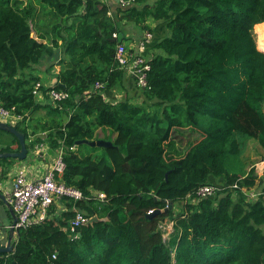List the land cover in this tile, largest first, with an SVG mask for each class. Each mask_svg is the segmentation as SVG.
Wrapping results in <instances>:
<instances>
[{
  "label": "trees",
  "instance_id": "1",
  "mask_svg": "<svg viewBox=\"0 0 264 264\" xmlns=\"http://www.w3.org/2000/svg\"><path fill=\"white\" fill-rule=\"evenodd\" d=\"M41 9L62 23L35 38ZM148 21L166 35L148 46L144 89L127 77L116 52L129 40L128 24L153 33ZM263 25L264 0H0L1 104L19 117L14 127L26 142L29 130L49 131L43 141L63 152L59 180L85 196L62 197L42 224L15 231L14 249L0 253V264H264V172L238 163L247 141L264 150V52L255 36ZM56 65L57 81L47 86L39 75ZM53 90L69 97L56 102ZM130 90L143 101L135 103ZM117 92L125 93L120 100ZM42 111L47 120L36 117ZM99 129L112 132L105 140L112 147L93 148L102 155L74 149L104 140ZM179 130L200 136L183 153L172 142ZM0 133L17 145L0 153L20 151L13 134ZM30 143L28 153L43 142ZM16 161L0 158L1 183ZM208 185L216 195L197 199ZM243 189L260 196L248 200ZM94 191L106 200H95ZM169 202L172 208L147 217ZM0 204L5 227L11 212ZM77 213L103 221L84 224L74 239ZM170 222L165 241L162 226Z\"/></svg>",
  "mask_w": 264,
  "mask_h": 264
},
{
  "label": "built area",
  "instance_id": "2",
  "mask_svg": "<svg viewBox=\"0 0 264 264\" xmlns=\"http://www.w3.org/2000/svg\"><path fill=\"white\" fill-rule=\"evenodd\" d=\"M131 1L132 0H102V2L108 4L120 3L123 6L129 5ZM152 41L153 34L149 31H145L138 45L129 46L123 43L117 47L116 52V60L120 67L126 71L125 74L127 77L135 78L138 87L144 89L148 86L147 74L151 69L146 54L148 46H150ZM96 87L104 88V84L97 83ZM34 93L41 96V92L38 90ZM51 97L54 101L60 102L67 99L69 95L66 92L53 90L51 91ZM18 119L19 117L11 115L8 110L4 109L0 101V122L13 125ZM39 147L37 146L36 150L41 152L43 149ZM57 154L58 156L51 168L40 177L30 178L24 169L18 170L14 177L12 188L5 191L6 201L17 216V222L14 226L15 231L21 228L27 229L42 224L48 219L49 210L52 205L57 203L62 197L75 200L85 199L84 194L80 190L70 187L59 180L65 169V164L63 162L62 150H58ZM259 166H264V160L260 162ZM257 171L258 173L260 172L259 170ZM238 188L239 186L235 184L231 187V191L236 192ZM216 190L214 186H203L197 191V199L214 197L217 192ZM243 192L245 198L248 200H255L260 196L252 190L243 189ZM92 197L97 201H105L107 198L106 194L100 191H94ZM192 202H194V200ZM153 212L154 210L150 211L149 214ZM90 219L91 218L86 217L84 214L77 213L76 217L71 221L69 228L71 236H73L74 239L78 238L77 230ZM170 223H165V226H170ZM165 226H162V228ZM9 228L11 229V227Z\"/></svg>",
  "mask_w": 264,
  "mask_h": 264
},
{
  "label": "rangeland",
  "instance_id": "3",
  "mask_svg": "<svg viewBox=\"0 0 264 264\" xmlns=\"http://www.w3.org/2000/svg\"><path fill=\"white\" fill-rule=\"evenodd\" d=\"M38 20L41 21L42 27L39 26V28L37 30L34 29V32L36 34H37V32H41V33L45 32L49 28L51 30V31L49 30V33L52 34V30H54V28H56V27H60L59 24L62 23V21H58L53 16H51L47 11H45V9L40 10ZM135 28H136V33H134V34H136L137 37H140V35L143 32L142 28L139 26H135ZM165 35L166 34L163 35V33H162L159 36L163 37ZM255 36H256L257 45L262 48L261 43H262V41H264V25L257 30L255 29ZM58 42H60L59 38H58ZM126 44H127V41H126ZM152 53H151V55H152ZM157 53L163 54L161 51H158ZM56 66H58L59 70L61 69L60 65H56ZM55 71H56V68L53 71H50L51 73L46 70L42 74H44V76H46V77H49ZM55 76L56 75H54V79H53L54 81L50 82L49 83L50 85L48 84L49 86H53V84H55V82L57 81V78ZM128 81L131 82V78H128ZM134 93H136V91L130 90V95L134 94ZM124 94H122L120 92V94L116 95V98L120 100L124 96ZM137 95L139 96V98L136 99L133 97L134 98L133 101L135 103L139 104L143 101L144 98H143L142 93H138ZM104 96L106 99H108V95L106 92H105ZM44 116H45V111H42L40 114H37L36 117H42V119L47 120V118H43ZM49 119H48V121H49ZM13 126H14V124H13ZM179 131H181V132L177 133V135L174 136L175 139L172 142H173V145L178 146V148L180 149V151L182 153L185 152L190 145L196 143L200 139V136L195 131H192V130H179ZM48 133H49V131H43L41 129L37 130L35 133H32V130H29L30 135H29V141L26 142L27 144H31L30 142L35 141L37 138H40L41 141L43 142L41 144H38V143L35 144L34 147L30 146V152L28 153L27 158L24 161H22L23 164H25V166L28 167V170H30V171L32 170V172H34V173L39 171L38 170L40 168L39 162H45V164L49 163L50 160H52L54 162L58 156L57 151H52L50 144L46 141H43V140H47L46 136ZM98 136L104 140L111 139L112 138V132L108 129L107 130L99 129L98 130ZM14 139L15 138L9 134L0 133V149L7 147L9 145H12ZM93 142H95V141H93ZM13 145H14V148H15V146L17 147L16 144H13ZM37 146L38 147L40 146L39 148H42L43 150L41 152L37 151L36 150ZM93 148H95V146L92 145L91 142H84V143H78L74 149L76 151H78L80 154H91V153H95L96 151H98L96 149L93 150ZM96 154L102 155V152L98 151ZM242 154H243L242 157L238 161V163H240L241 167H243L246 171H248L252 167H255L257 170L260 171L259 173H258V171H256V174L258 173L259 175L262 174L261 172H264V166H259L260 162L264 160V158H263L264 157V150L262 149V147L259 145V143L257 141H255V140L247 141V143L244 144ZM7 183L8 182L6 180L3 181V183H2V186L5 190L9 188L7 186ZM0 190L2 192H4L3 189H0ZM177 208H178L177 211L180 212L181 208L180 207H177ZM0 223L3 224V223H5V221L0 220ZM169 225L170 226H165L163 228V231H164L163 237H164L165 241L169 240L170 235L173 232V223L171 222ZM1 232L3 233V231H1Z\"/></svg>",
  "mask_w": 264,
  "mask_h": 264
},
{
  "label": "crops",
  "instance_id": "4",
  "mask_svg": "<svg viewBox=\"0 0 264 264\" xmlns=\"http://www.w3.org/2000/svg\"><path fill=\"white\" fill-rule=\"evenodd\" d=\"M147 25L151 28V29H153V41H155L156 39H158V38H160V34H162L163 32H162V30H161V27H160V23H155V22H153V21H148L147 22ZM135 26H137V25H135ZM135 26L133 25V24H128V26L126 27V31H127V33H126V37L129 39V40H127V44L130 46V45H138L139 44V42L142 40V38H143V36H144V33H145V31H143L142 32V34L140 35V37H137V35L136 34H134V33H136V28H135ZM140 27V26H139ZM153 41H152V43H153ZM151 43V44H152ZM261 50H263L264 51V48L262 47H260V46H258ZM150 56H148V58H149ZM56 68V71L54 72V74H56V73H58L60 70H59V68H58V66L57 67H55ZM43 70L45 69V67H43L42 68ZM58 69V70H57ZM39 76H41L43 79H44V81H45V84L47 85V86H49L50 84V82H52V81H54L53 79H54V76L53 75H50L49 77H46V76H44V74H42V75H39ZM132 81V80H131ZM133 82V81H132ZM49 84V85H48ZM118 94H120V92H117V93H113V95H118ZM108 96H110V94H108ZM139 98V97H138ZM137 98V99H138ZM24 161V160H23ZM39 165H40V168L38 169L39 171H37V172H32V170L30 171V170H28V167H26L25 166V164H23V162L22 161H17V163L14 165V167H13V169H12V171L10 172V176H9V178L6 180L8 183H7V186L9 187L8 189H6V190H9V189H11L12 188V184H13V180H14V177H15V175H16V172L18 171V170H25L27 173H28V176L30 177V178H35V177H40V176H42L44 173H45V171H47V170H49L50 168H51V166L53 165V161L52 160H50V162L49 163H46L45 164V162H39ZM0 184H1V182H0ZM0 189H3V191L4 192H2L1 190H0V192L4 195V197H5V189L3 188V186H2V184L0 185ZM7 202V201H6ZM5 203V202H4ZM60 205V204H59ZM9 210H10V206L9 205H5ZM0 207H1V209L0 210H2V211H4V209H3V207L1 206V204H0ZM12 222H13V220H12ZM12 222L11 223H7V224H5L6 226L5 227H3V224L2 223H0V225H1V228H0V244H1V246H3V247H5V246H7V244H8V240H9V237H7V235H6V232H7V230H10V228L9 227H11L12 226ZM4 230V231H3ZM1 231H3V233L1 232Z\"/></svg>",
  "mask_w": 264,
  "mask_h": 264
},
{
  "label": "water",
  "instance_id": "5",
  "mask_svg": "<svg viewBox=\"0 0 264 264\" xmlns=\"http://www.w3.org/2000/svg\"><path fill=\"white\" fill-rule=\"evenodd\" d=\"M33 29V27H32ZM37 34L33 31V37L36 38ZM122 39H123V33H120L118 35V41L119 42H122ZM43 43V41H41ZM260 50V49H259ZM262 51V50H260ZM263 52V51H262ZM0 130H3V131H6V132H9L11 134H13L20 142V145H21V149L20 151L18 152H6V153H0V158H15V159H18L20 161H23L27 158L28 156V148H27V143H26V136L24 133L18 131L14 126L10 125L9 123H6V122H0ZM84 142H90V141H80V142H77L78 143H84ZM92 145L94 146H97V147H103V148H109V147H112V142H108V141H105V140H98V141H95V142H91ZM168 175V174H167ZM257 175H259L257 173ZM0 199L3 200L5 202V204L8 205V203L6 202V198L4 197L3 194L0 193ZM173 207V203L172 202H169L168 204V207L165 209V210H154L153 213H150L148 214V218H153L159 214H161L162 212H165L167 209H170ZM10 212H11V217H12V226H11V229H10V235H9V240H8V244L7 246L5 247H2L0 246V253H10L13 251L14 249V246H13V239H14V236H15V230H14V226L17 222V216L15 215V213L13 212V210L10 208ZM99 221H103L101 220L99 217L95 216L93 218H91L86 224L89 225V224H92V223H95V222H99Z\"/></svg>",
  "mask_w": 264,
  "mask_h": 264
},
{
  "label": "bare ground",
  "instance_id": "6",
  "mask_svg": "<svg viewBox=\"0 0 264 264\" xmlns=\"http://www.w3.org/2000/svg\"><path fill=\"white\" fill-rule=\"evenodd\" d=\"M261 44H262V47L264 48V41H262V43H261ZM262 51H263V50H262ZM263 52H264V51H263Z\"/></svg>",
  "mask_w": 264,
  "mask_h": 264
},
{
  "label": "clouds",
  "instance_id": "7",
  "mask_svg": "<svg viewBox=\"0 0 264 264\" xmlns=\"http://www.w3.org/2000/svg\"><path fill=\"white\" fill-rule=\"evenodd\" d=\"M1 193V192H0ZM2 194V193H1ZM3 247V246H2Z\"/></svg>",
  "mask_w": 264,
  "mask_h": 264
}]
</instances>
